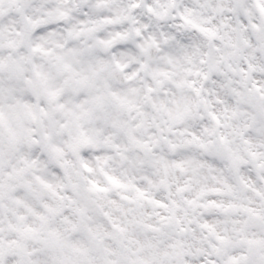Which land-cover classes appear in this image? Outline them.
<instances>
[{
	"label": "clouds",
	"instance_id": "obj_1",
	"mask_svg": "<svg viewBox=\"0 0 264 264\" xmlns=\"http://www.w3.org/2000/svg\"><path fill=\"white\" fill-rule=\"evenodd\" d=\"M0 264H264V0H0Z\"/></svg>",
	"mask_w": 264,
	"mask_h": 264
}]
</instances>
